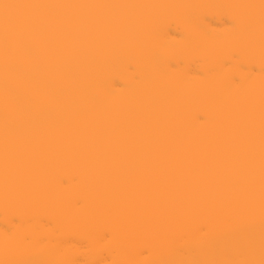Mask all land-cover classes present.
<instances>
[{
  "label": "bare ground",
  "instance_id": "obj_1",
  "mask_svg": "<svg viewBox=\"0 0 264 264\" xmlns=\"http://www.w3.org/2000/svg\"><path fill=\"white\" fill-rule=\"evenodd\" d=\"M16 2L0 264H264V0Z\"/></svg>",
  "mask_w": 264,
  "mask_h": 264
},
{
  "label": "snow or ice",
  "instance_id": "obj_2",
  "mask_svg": "<svg viewBox=\"0 0 264 264\" xmlns=\"http://www.w3.org/2000/svg\"><path fill=\"white\" fill-rule=\"evenodd\" d=\"M32 7H41L40 5H30L23 2H16V0H0V23L4 26L3 41L5 48L9 47L10 33L18 31L22 28V21L25 17L26 10ZM22 48L25 53L31 49V40L25 38L22 41ZM17 70L22 73L24 79L35 82L41 88L52 87V83L45 77L42 67H37L31 71H26L24 66L17 65ZM58 94L63 95L60 90ZM15 99L18 104L28 105L29 99L20 91H15Z\"/></svg>",
  "mask_w": 264,
  "mask_h": 264
}]
</instances>
